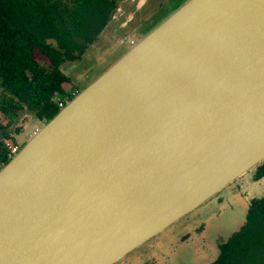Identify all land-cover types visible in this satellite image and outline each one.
<instances>
[{
    "label": "water",
    "instance_id": "95a60500",
    "mask_svg": "<svg viewBox=\"0 0 264 264\" xmlns=\"http://www.w3.org/2000/svg\"><path fill=\"white\" fill-rule=\"evenodd\" d=\"M264 162V0H187L0 169V264H118Z\"/></svg>",
    "mask_w": 264,
    "mask_h": 264
},
{
    "label": "trees",
    "instance_id": "16d2710c",
    "mask_svg": "<svg viewBox=\"0 0 264 264\" xmlns=\"http://www.w3.org/2000/svg\"><path fill=\"white\" fill-rule=\"evenodd\" d=\"M116 1L0 0V113L8 119L0 123V169L11 160L3 141L12 140L9 128L18 112L26 110L46 123L59 104L80 91L69 92L73 85L61 66L82 58L106 27ZM252 173L255 181L264 178V162ZM245 213L239 229L218 245L212 264H264V197L251 199Z\"/></svg>",
    "mask_w": 264,
    "mask_h": 264
},
{
    "label": "rangeland",
    "instance_id": "374dc122",
    "mask_svg": "<svg viewBox=\"0 0 264 264\" xmlns=\"http://www.w3.org/2000/svg\"><path fill=\"white\" fill-rule=\"evenodd\" d=\"M185 1L144 0L138 6L140 0L135 3L116 1L121 13L115 10L111 13L105 29L79 61L62 64V69L69 75L73 85L68 86L69 92L88 86ZM96 4L94 1L93 7L98 10ZM35 56L40 63L45 61L40 53H35ZM0 123H8V119L1 113ZM43 125L28 111H20L14 125L9 128L12 140L7 141L20 150ZM246 178L255 181L253 173ZM240 181L130 253L118 264H212L218 256V245L244 222L246 201L251 197H264V188L252 191ZM232 194L233 197L227 201V196ZM243 198L245 203L240 206L237 202L242 203ZM203 246L204 254L195 252V249Z\"/></svg>",
    "mask_w": 264,
    "mask_h": 264
},
{
    "label": "crops",
    "instance_id": "0c3cea01",
    "mask_svg": "<svg viewBox=\"0 0 264 264\" xmlns=\"http://www.w3.org/2000/svg\"><path fill=\"white\" fill-rule=\"evenodd\" d=\"M61 71L65 74V75H67L66 73H65V71L62 69V66H61ZM69 76V75H68ZM250 174V173H249ZM246 176H248V175H245V176H243V177H241L239 180H241L240 182L242 183V184H244L245 185V187H247V189H250V190H252V191H255V190H257L259 187H261V188H264V178H262L261 180H259V181H252V180H250V179H245V177ZM238 181V180H237ZM236 181V182H237ZM234 184V183H233ZM230 186H232V185H230ZM229 186V187H230ZM229 187H227V188H229ZM226 188V189H227ZM260 188V189H261ZM225 189V190H226ZM233 197V194L232 195H229V196H227V198H226V200L227 201H229V198H232ZM254 197H251L250 199H249V201L251 200V199H253ZM249 201H246V205H247V207H248V204H249ZM238 204H240V206H242V205H244V203H245V200H244V198H243V201H242V203H240L239 201L237 202ZM246 210H247V208H246ZM235 218H232V220H234ZM243 224V223H242ZM241 224V225H242ZM240 225V226H241ZM239 229V228H238ZM228 239V238H227ZM226 239V240H227ZM204 250H205V246H203V247H201V248H199V249H195V252L196 253H198L199 255H201L202 253L204 254ZM217 257V256H216ZM216 259V258H215Z\"/></svg>",
    "mask_w": 264,
    "mask_h": 264
},
{
    "label": "built area",
    "instance_id": "2783aa9c",
    "mask_svg": "<svg viewBox=\"0 0 264 264\" xmlns=\"http://www.w3.org/2000/svg\"><path fill=\"white\" fill-rule=\"evenodd\" d=\"M132 44V43H131ZM60 108H62L64 105L59 104ZM7 149L10 151V158H12L16 153L19 152V147L13 146L9 141L4 140L3 141Z\"/></svg>",
    "mask_w": 264,
    "mask_h": 264
},
{
    "label": "flooded vegetation",
    "instance_id": "af4514ba",
    "mask_svg": "<svg viewBox=\"0 0 264 264\" xmlns=\"http://www.w3.org/2000/svg\"><path fill=\"white\" fill-rule=\"evenodd\" d=\"M120 1H123V2H127V3H130L131 1L135 3L136 0H120ZM144 0H140V2L137 3V6L140 5L141 3H143ZM119 2V1H118ZM138 8V7H137ZM115 11L119 14L121 13V9L120 7H117L115 8ZM132 17H130L129 19H131ZM105 29V28H104Z\"/></svg>",
    "mask_w": 264,
    "mask_h": 264
}]
</instances>
